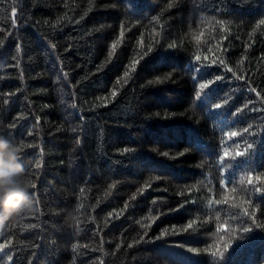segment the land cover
Returning a JSON list of instances; mask_svg holds the SVG:
<instances>
[{"label": "trees", "instance_id": "trees-1", "mask_svg": "<svg viewBox=\"0 0 264 264\" xmlns=\"http://www.w3.org/2000/svg\"><path fill=\"white\" fill-rule=\"evenodd\" d=\"M0 137V264H264V0H0Z\"/></svg>", "mask_w": 264, "mask_h": 264}, {"label": "clouds", "instance_id": "clouds-1", "mask_svg": "<svg viewBox=\"0 0 264 264\" xmlns=\"http://www.w3.org/2000/svg\"><path fill=\"white\" fill-rule=\"evenodd\" d=\"M18 143L0 137V223L31 209L33 187L20 163Z\"/></svg>", "mask_w": 264, "mask_h": 264}, {"label": "snow or ice", "instance_id": "snow-or-ice-1", "mask_svg": "<svg viewBox=\"0 0 264 264\" xmlns=\"http://www.w3.org/2000/svg\"><path fill=\"white\" fill-rule=\"evenodd\" d=\"M196 59H197V60H199V59H200V57H199V56H197V57H196ZM217 79H220V77H217ZM200 87H201V88H205V87H206V85H201ZM197 95H199V93H197ZM216 107H217V108H219V107H220V105H216ZM21 135H22V134H21ZM231 135H232V136H236V135H237V133H235V132H232V133H231ZM13 138H14V137H6V139H8V140H12ZM224 155H225V157H226V156L228 155V153H227V152H225V154H224ZM236 155H237V156H240V155H242V154H241L240 152H237V153H236ZM20 163H21V164L23 163V160H22V159L20 160ZM257 179H260V178H259V177H257ZM251 181H252V175L250 174V176H249V183H251ZM221 183L223 184V183H224V181H221ZM33 187H34V185H33ZM245 214H247V209H245ZM245 231H248V229H245Z\"/></svg>", "mask_w": 264, "mask_h": 264}, {"label": "bare ground", "instance_id": "bare-ground-1", "mask_svg": "<svg viewBox=\"0 0 264 264\" xmlns=\"http://www.w3.org/2000/svg\"><path fill=\"white\" fill-rule=\"evenodd\" d=\"M253 189V188H252ZM164 195V194H163ZM248 198V197H247ZM241 203V202H240ZM245 207V206H244ZM244 209V208H243ZM235 210H236V208H235ZM257 210V209H256ZM259 210V209H258ZM193 212V211H192ZM167 214V213H166ZM156 221V220H155Z\"/></svg>", "mask_w": 264, "mask_h": 264}]
</instances>
